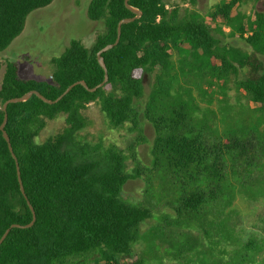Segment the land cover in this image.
<instances>
[{
  "label": "trees",
  "instance_id": "16d2710c",
  "mask_svg": "<svg viewBox=\"0 0 264 264\" xmlns=\"http://www.w3.org/2000/svg\"><path fill=\"white\" fill-rule=\"evenodd\" d=\"M53 1L0 0V52L23 33L33 11ZM246 1L257 0L222 1L211 17L227 23L252 53L221 47L195 11L176 4L167 8L166 0H130L142 15L124 24L119 44L103 53L109 77L104 86L90 92L76 85L55 104L35 95L26 102L9 104L5 131L17 157L27 198L21 191L16 160L0 130V239L12 225L26 226L33 221L29 203L36 221L29 228L11 229L0 246V264H144L141 258H132L133 245L139 240L141 225L152 217L151 210L122 197L126 183L139 179L142 170L129 172L127 158L119 150H109L103 159H97L79 154L67 144L87 127L83 111L92 102L100 103L111 128L129 125L143 138L139 101L144 97L143 76L147 71H156L145 110L156 137L152 168L145 171L157 173L155 179L161 171L172 184L188 177L195 185L192 192L181 196L179 213L198 211L207 199L222 195L225 176L234 163H242L248 155L255 156L257 170L264 169L263 147L251 140L242 141L236 134L225 143L217 141L211 129L200 123L203 111L192 90H178L188 73L182 55V47L188 44L192 55L189 70L223 82L234 76L264 116V12L245 17L236 7ZM87 14L91 21L104 22L105 31L97 35L92 48L74 39L61 56L53 58L52 83L23 79L16 61L0 62V72L5 66L0 127L5 119L3 104L10 99L36 90L55 101L76 82L85 81L90 89L104 83L105 71L97 53L115 43L119 22L136 14L126 7L125 0H91ZM173 53L178 55V65ZM173 90L187 95L189 101L176 104ZM207 111L216 122V112ZM60 114L66 115L65 130L37 143L47 120ZM240 167L247 169L248 162Z\"/></svg>",
  "mask_w": 264,
  "mask_h": 264
},
{
  "label": "rangeland",
  "instance_id": "374dc122",
  "mask_svg": "<svg viewBox=\"0 0 264 264\" xmlns=\"http://www.w3.org/2000/svg\"><path fill=\"white\" fill-rule=\"evenodd\" d=\"M222 1L230 0H166L168 6L176 4L183 10L197 12L219 39L221 47H236L252 53V48L244 39L233 35L227 23L222 19H212L214 7ZM90 2L54 0L47 7L33 11L27 17L23 33L0 52V62L16 61L23 79L52 83L53 58L61 56L74 39L92 48L97 35L105 31L104 22L89 20L87 11ZM236 11L251 18L255 12H264V0L242 2ZM182 50L187 62L184 68L188 73L181 80L183 83L178 90H192L203 111L200 123L210 128L221 143L236 134L240 140H251L264 148V116L257 112V105L239 88L238 80L234 76L225 82L212 80L196 69L189 70V61L192 60L189 45L185 44ZM173 55L178 65V55ZM261 59L264 61V57ZM4 71L3 65L0 88ZM155 74L156 71H147L143 76L144 97L139 101L143 138L129 125L111 128L100 103L92 102L83 111L87 127L76 134L75 140L69 141L67 147L97 159H103L109 150H119L127 158L129 172L138 168L142 170L143 175L129 180L122 192L124 200L148 207L152 214L141 225L139 240L133 245L132 258L139 257L144 264H264V169L257 170L254 155H248L242 163L237 161L232 170L229 169L231 171L221 185L222 195L207 199L198 211L192 212H178L181 196L195 188L188 177L172 184L161 171L156 179L153 177L157 173L145 171V168H152V148L156 137L152 123L145 118ZM171 95L176 104L189 101L187 95H180L174 90ZM208 109L216 112V122L211 119ZM66 127L65 114L47 120L36 139L37 143L62 133ZM248 131L252 133L248 134ZM246 162L249 167L242 169L240 165Z\"/></svg>",
  "mask_w": 264,
  "mask_h": 264
},
{
  "label": "water",
  "instance_id": "95a60500",
  "mask_svg": "<svg viewBox=\"0 0 264 264\" xmlns=\"http://www.w3.org/2000/svg\"><path fill=\"white\" fill-rule=\"evenodd\" d=\"M129 2H130V0H125V5H126V7H127L129 10H131L133 13L136 14V17L131 18V19H123V20H121V21L119 22V24H118V37H117V40L115 41V43H114V44H109V45H107L106 47H104L102 50H100V51L97 53L98 62H99V64H100V66L103 68V70L105 71V81H104V83L100 84V85H99L98 87H96V88L90 89L85 81H79V82H76V83L72 84L71 86H69V87L65 90V92H63V94H62L57 100H55V101H52V100L47 99V98H46L45 96H43L40 92L34 90V91H31V92H28V93L24 94V95L21 96V97H17V98L10 99V100L6 101V102L3 104V111L5 112V119H4L3 124H2L1 127H0V130L2 131L4 138H5V140H6L7 143H8L9 150L11 151L13 157H14L15 160H16V163H17V169H18L19 183H20V186H21V191H22V193H23L24 195H25V189H24V187H23V183H22V179H21V173H20V170H19V164H18V161H17V157H16V155L14 154L13 147H12V145H11L10 137H9V135L7 134V132L5 131V126H6L7 121H8L7 108H8V106H9V104L20 103V102H26V101H28L29 99H31L34 95L37 96L39 99H41L42 101H44V102L47 103V104H55V103L59 102L64 96H66V95L72 90V88L75 87L76 85H82V86H84L86 89H88L90 92H94V91H96L98 88L104 86L105 82L108 81V78H109V77H108V69H107V66H106L105 60H104V58H103V53H105V52L111 50L112 48H114L115 46H117V45L119 44V42H120V37H121V34H122V26H123L124 24L130 23V22H133V21H135L136 19L140 18L141 15H142V12H141L140 10H138V9H136V8H134V7H132V6L130 5ZM25 197H26V195H25ZM26 198H27V197H26ZM29 206H30V208H31V210H32V212H33V215H34V217H33V221H32L30 224L26 225V226H21V225H16V224H14V225H12L11 227H9V228L6 230V232L3 234V236L1 237V239H0V246L2 245V243L4 242V240H5V239L7 238V236L9 235L11 229H13V228H29V227H31V226L34 225V223H35V221H36L35 211H34L33 207L30 205V203H29Z\"/></svg>",
  "mask_w": 264,
  "mask_h": 264
},
{
  "label": "built area",
  "instance_id": "2783aa9c",
  "mask_svg": "<svg viewBox=\"0 0 264 264\" xmlns=\"http://www.w3.org/2000/svg\"><path fill=\"white\" fill-rule=\"evenodd\" d=\"M167 8H170V6L167 5Z\"/></svg>",
  "mask_w": 264,
  "mask_h": 264
},
{
  "label": "crops",
  "instance_id": "0c3cea01",
  "mask_svg": "<svg viewBox=\"0 0 264 264\" xmlns=\"http://www.w3.org/2000/svg\"><path fill=\"white\" fill-rule=\"evenodd\" d=\"M26 26V25H25Z\"/></svg>",
  "mask_w": 264,
  "mask_h": 264
}]
</instances>
